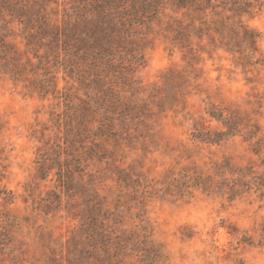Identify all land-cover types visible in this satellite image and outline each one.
Listing matches in <instances>:
<instances>
[{
	"label": "rangeland",
	"instance_id": "rangeland-1",
	"mask_svg": "<svg viewBox=\"0 0 264 264\" xmlns=\"http://www.w3.org/2000/svg\"><path fill=\"white\" fill-rule=\"evenodd\" d=\"M172 1L110 26L94 14V23L76 24L81 0H38L57 31L48 28L32 45L24 25L3 10L0 47L6 44L13 61L0 62V264H101L79 251L94 195L111 236L147 237L159 250L147 264H264L260 192L231 201L200 188L180 196L175 180L215 176L225 161L236 171L226 178L238 185L241 175L251 180L246 168L264 174V0L242 16L216 8L205 23L194 12H176ZM240 22L260 33L258 52L232 32ZM221 40L252 58L222 48ZM88 43L102 53L103 85L112 94L98 90L81 59L70 67L90 53ZM213 111L232 118L238 131L219 143L194 139L195 129H228ZM66 170L68 188L58 177ZM124 173L171 191L135 192L119 183ZM142 257L127 251L113 264H143Z\"/></svg>",
	"mask_w": 264,
	"mask_h": 264
},
{
	"label": "trees",
	"instance_id": "trees-1",
	"mask_svg": "<svg viewBox=\"0 0 264 264\" xmlns=\"http://www.w3.org/2000/svg\"><path fill=\"white\" fill-rule=\"evenodd\" d=\"M160 1L161 0H81V6H78L77 8V16L73 18L74 14H72L69 15V18L71 20L73 18L76 24L79 21L94 23L91 16L94 14L97 15L102 22L109 24L110 26H117L119 24L125 25L127 21L132 22L137 19L138 12L143 13L144 10L149 11L150 7L159 5ZM171 4L175 8L176 12H181L184 17L191 18L193 15L192 13H196L198 20H200L201 23H205L209 11H215L216 8H222L224 12H233L234 15L242 16L249 13L253 8H256V6H258V8L263 6V3L260 2V0H173ZM39 5L41 4L38 3V0H0V15L3 13V10H7L11 16L24 25V28L28 33V45L34 44L32 39L37 37L40 38L43 37V35L45 36L49 34L47 31L48 28H56L57 31V26H51L45 15H43L39 8L36 7ZM136 12L137 14H134ZM104 26H100L99 29L101 31H105ZM199 29L203 28L200 27ZM177 32L179 37H176V39L179 40V43H181L184 48L188 45L185 43V39H183L186 36V32L184 28L177 29ZM232 32L234 35L239 36L237 40L241 41L244 45L247 44V46L251 48V51H259L261 35L258 31L249 28L240 22L238 30L232 29ZM55 33L56 32H52L50 34L53 35ZM86 35H88L89 38L92 37L91 33L88 34L87 32ZM53 36L57 41L60 40L58 32ZM63 36H65L64 33ZM86 46L90 47V53H84L82 56H79V58L76 57V59L71 60L73 61V63L70 64L71 69L78 68L75 63H77V59H81L94 72L93 81L97 84H101L98 90H102L103 94H112L113 91L109 88L104 89L105 85H103V83H105L104 80L108 77V75L106 74L105 69L101 68L102 63L100 60L102 59V53L98 52L95 46L91 47L89 43ZM220 46L222 48H227L229 51L231 50L239 53L245 59L252 58V53L248 52L245 47H242V45H238V49L234 50L232 49L234 47H231L230 43L221 40ZM0 48H2L0 49V62L4 61L3 65L8 66L7 64H9L10 61H13V55L8 53L4 42L1 43ZM98 61H100V64H97ZM9 72L13 74L16 73L13 68H10ZM102 98H104V96H102ZM92 112H94V110H92ZM211 116L216 120L222 119L223 124L228 129L224 131H204L203 129H195L196 132H193L194 139L207 143H219L227 137L234 135L235 132L238 131L237 125L234 123L232 118H223L221 114L214 111L211 112ZM101 127L102 126L99 128ZM67 130V132H72V129ZM103 130L104 129H98L99 132ZM246 170L249 171L248 176H251V180H246L244 182V179L242 178L244 175H241L239 181H241L242 184L238 185L234 179L229 180L226 178V172L236 173V171H234L232 167H230V164L225 161L224 164L215 165V176L219 177V179L216 180L215 176L203 175L202 173H195L193 176L184 174L180 179H175L177 182L176 187L179 190L180 196L191 194V190L193 188H200L207 193L215 192L228 194L231 201L238 196L239 193L255 188L256 192H260V197H263L264 174L256 175L252 168H246ZM241 171L243 170H239L237 172ZM68 172V170H66V173L60 171L58 174L59 182L67 188L69 183V178L67 176ZM118 181L120 184H125V187H131L135 192H138L140 188H143L145 189L144 192L148 193V188H151L153 189L152 194H158L163 191L162 196H165L171 191L170 186H167L165 189H154L153 186L143 184L139 179H133L125 173L119 175ZM3 201L4 203H9L12 202V199L5 197ZM89 202L91 203L90 206L92 207V213L89 219L82 224L85 231V241L84 247L79 250L80 255H82L84 259L87 257L96 258L101 264H113L114 257H117L121 253L124 254L125 252L130 251L142 252L143 257L141 258V261L143 264H147L145 261L146 256H151V258H157L159 256V250L153 246L152 241L147 237L139 239L138 237L126 235L124 233L111 236L104 223L107 220L105 215L106 212L101 214L103 210V203L97 201L96 195H94L93 199ZM3 242L4 241H2V243Z\"/></svg>",
	"mask_w": 264,
	"mask_h": 264
}]
</instances>
